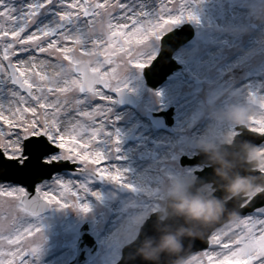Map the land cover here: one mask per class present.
I'll return each mask as SVG.
<instances>
[{
    "label": "snow or ice",
    "instance_id": "obj_1",
    "mask_svg": "<svg viewBox=\"0 0 264 264\" xmlns=\"http://www.w3.org/2000/svg\"><path fill=\"white\" fill-rule=\"evenodd\" d=\"M185 19L198 21L186 3H181L173 12L166 5L159 10L157 7L148 9L145 0H115V3L109 0L95 3L88 0H0V96L12 98L7 101V109L0 103V121L3 122L0 156L8 158H0V181L27 182L39 177L43 166L54 160L81 162L83 158L84 170H91L101 179L121 183L119 169L113 172L99 167L107 157L98 145L108 142L107 138L112 135L111 143L119 142L118 133L110 134L105 130L112 111L107 104L112 98L100 88L121 93L129 70L147 67L155 59L153 43ZM105 25L106 39L97 34L98 30H105ZM68 40H73L75 45L69 47L62 43ZM77 52L95 59L84 60ZM118 53L122 54L119 60L116 59ZM117 63L125 66L123 76L113 67ZM9 83L19 90L9 87ZM67 93L79 95L62 96ZM97 96L108 103H97L91 111L85 110L92 107L89 106ZM260 107L264 112V103ZM73 108L80 116L101 119L69 127L62 113L70 116ZM262 123L264 115L255 117L249 131L258 134L255 129ZM3 125L9 128L4 129ZM57 148L60 155L49 156ZM66 148L67 151H62ZM38 158L43 159V165L37 163ZM89 163L97 167L90 168ZM54 186H58L57 195H53V189L42 188L33 199L23 187L0 184V196L18 195L20 207L31 217H39L46 204L78 207L85 213L90 210L87 204L79 202L81 193L73 191L71 181L58 180ZM79 187L83 192L88 191L87 185ZM93 195L99 196V193ZM257 197H264V191L236 202V220L208 230L210 243L216 246L204 252L209 264H213V257L215 264H264V206L253 204ZM249 205H253L255 214L241 215V208ZM24 231L31 236L41 229L30 223ZM0 239L19 244L23 235L18 230L14 237L0 236ZM39 252L40 249L33 248L30 254L38 257ZM17 254L7 253L12 257ZM3 257L5 252L0 250V264H13L11 259ZM184 264L191 261L184 260Z\"/></svg>",
    "mask_w": 264,
    "mask_h": 264
},
{
    "label": "rangeland",
    "instance_id": "obj_2",
    "mask_svg": "<svg viewBox=\"0 0 264 264\" xmlns=\"http://www.w3.org/2000/svg\"><path fill=\"white\" fill-rule=\"evenodd\" d=\"M96 1H91L90 3H95ZM161 5H166L170 10L175 12V10L179 7L181 3H186V7L191 10L197 17L198 21L192 20H183L181 23L173 26L170 30L174 28H179L184 24H189L193 31L194 36L192 40H190L187 44L180 47L172 56V58L177 62L183 65L182 70L180 72H173L166 81L159 86L156 90L151 91L149 90L146 85L144 78L142 76V70H137L132 68L126 74L125 83L126 86L123 89L126 90L128 94H131L135 98L139 99L134 106V109H130L128 107H122L117 104V100L114 97V91H109L107 89L102 90L107 95L112 98V102L108 103L107 101H101L100 104H111V113L109 116V120L105 123V130L107 133L119 135V142L113 145L111 143V138L114 139V135L109 136L107 138L108 142L102 143L98 145L102 151L106 154V160L102 161L99 167H106L110 171H116V166H120L121 173H122V182L117 184L113 181L105 179L103 183L98 181L97 179H93L95 175L91 170H84V165L81 162L76 161L79 167L75 172H63L59 174L53 175V177L49 181H43L36 186L37 191L39 192L40 189H53V195L58 194V186H54L57 179L60 181H71L74 188L73 191H79L81 193L80 197L88 196L89 193L94 190H104L108 194L116 197L115 192L112 189H119L122 187H127L126 185H132L131 189H137L141 192L139 199L136 201L132 198L131 193H126V198H118L119 203L116 209V213L120 214L117 219V223L120 224V229L116 231L117 236L114 237L115 239L111 243L112 245L107 246V249L104 245H102V240L104 239V232L108 231L112 226H110V220L104 221L105 224L98 223L96 228L100 227V233L98 237V257L89 264H114L116 259L119 257V253H121V249L130 241L135 239L138 235L140 225L143 223L145 217H147L151 212L159 211L164 208L165 200L169 195H179L183 194L186 191L187 185L192 183L195 176L193 172L195 170L201 169L199 166L194 167H180L178 165V160L180 155H186L191 157L197 154V151L191 147H186V142L191 141L194 143L195 146L200 149H209V148H216L222 143H231L234 135L237 133L235 128L239 125H245L247 128L250 127V123L254 118L246 117L241 122H234L231 120L227 112L228 110L235 108V107H242L245 105H249L252 108L257 110L258 116L264 115V112H261L262 109L255 107L253 104H250L246 101L248 94L255 93L257 95V99L264 103V89L260 83H264V45H263V53L252 56L246 63L240 65L237 69L231 71L227 76L222 77V85H224L223 90L220 91V102L224 101V96L227 97L225 104H231L232 107H229L226 110V115L224 119V129L225 132L228 133L230 138L228 139H220L217 138L215 140V144L212 147H206L202 144H199L198 138L192 129L197 126V123L200 118H197L199 114L207 109L208 105L206 104V97L208 90L207 81L210 80V68L207 67L204 71V77L206 80L202 81L200 79L192 78V75L197 74L201 71L200 68V58L198 57L199 52L205 48L204 40L207 39L201 31L202 22L205 26L208 27V33H216L217 31L222 30L221 28L224 27L226 31H228L231 36H233V40L228 42L233 43L236 47L244 45L248 39V37L253 34L259 27L262 26L264 22V0H241L243 4V8L246 9L249 15L245 16L240 27H235L232 22L234 21L232 18L229 20L227 19L226 12L222 15H215L213 18L211 16H206L205 12L209 4H212L210 1L204 0H166L163 1ZM152 6H156L157 4H151ZM175 6V7H173ZM234 4H230L229 6L223 2V7L228 8L229 10L233 11ZM255 6V8H254ZM208 9H212L215 11L217 9L216 5H211ZM229 22V23H228ZM106 28V25H105ZM239 28L240 31L237 32L236 35H233V32ZM169 30V31H170ZM201 30V31H200ZM27 31V30H26ZM105 31V30H104ZM103 31V32H104ZM232 31V33H231ZM98 32L102 33L98 30ZM168 32V31H167ZM165 34V33H164ZM163 36V35H162ZM213 36V35H212ZM211 37V36H210ZM219 37H217L218 39ZM43 39V38H42ZM214 40V39H213ZM212 40V41H213ZM159 41H155L153 43V51L155 56L158 53L159 49ZM224 43V49L228 50L229 43ZM63 43V41H62ZM78 48L79 46L76 45ZM2 48V45H0ZM235 50V48L233 49ZM232 50V51H233ZM103 51V49H102ZM225 51L223 52V54ZM77 55L81 56L84 60L95 59V57H90L87 55H83L81 52H77ZM55 59V57H52ZM102 59V57H100ZM117 60L120 59V55L118 53ZM6 63V62H5ZM67 63V62H66ZM259 65V66H258ZM103 67H108L104 65ZM113 67L117 68L118 73L123 76L125 72V66L122 63H117L113 65ZM258 67V68H257ZM257 68V69H256ZM103 70V68H102ZM110 70V69H109ZM246 73H257L260 75L258 79L260 85H257L253 89L248 90L247 92L240 94L239 89L233 91V89L241 83V79L244 77ZM136 79V84L132 83V79ZM204 78V79H205ZM9 87H16L12 86L10 83ZM262 87V88H261ZM17 88V87H16ZM171 88V89H170ZM261 88V89H260ZM17 90H19L17 88ZM169 93L168 98H164L163 95ZM26 95L25 93H22ZM67 95L71 98L73 95H79L78 93H67L62 94ZM184 95H193L192 99L195 104L191 108V115L190 119L186 123L188 128H184L185 133H174L175 125L177 124L178 120L184 115L182 112V106L180 105L181 100L184 99ZM5 96V95H4ZM0 96V97H4ZM97 97H94L92 100H96ZM12 99V98H11ZM169 101H166V100ZM1 100V99H0ZM159 102V103H158ZM158 104L156 107L155 104ZM167 104H170L173 107L174 118H173V125L170 130L164 132L166 136L169 137L171 144L168 147L166 155H164V159H158V150L154 148H150L148 142H150L151 138L157 134L158 130L155 126L151 125L149 121L144 120V116L148 111H160L162 110ZM92 106V105H90ZM76 108L71 109V112L74 111ZM119 109H128L126 114H121ZM141 112L142 115H139ZM31 115V114H29ZM63 115V113H62ZM142 116V117H141ZM78 117L77 120L80 121V124L88 123L89 121L95 119H101L97 117H82L80 119ZM119 118V119H118ZM131 118H135L137 121L133 125L130 126L128 130L127 128V121L129 122ZM3 122L0 121V125ZM139 126V129L136 134V139L134 142L127 141L128 135L132 132V130ZM4 129H8V125H3ZM144 128V132L141 131ZM255 131L259 133H264V123L261 124L260 127L256 128ZM146 133H149V138L145 136ZM67 139V137H66ZM197 143V144H196ZM71 145H69L70 147ZM129 146V148H124ZM63 148V145H60ZM115 149H122L124 152L127 151V155L125 156V160H130L131 165L127 167H122L123 164L115 161ZM256 151L254 156L249 159L256 158L260 153L264 152V144L261 147L255 148ZM2 150V149H1ZM68 149H64L62 151H67ZM111 150L112 153L108 151ZM3 151V150H2ZM122 153V151L120 150ZM59 156L60 150L52 154L50 156ZM127 158V159H126ZM60 160V159H58ZM64 160V159H62ZM57 161V160H54ZM69 162H73L68 160ZM135 164H139L138 167H142L144 165H152L154 167L153 171L147 177H136L135 172ZM144 164V165H143ZM90 168H95L97 165H92L89 163ZM259 169L264 171V163H260ZM84 184L87 185L88 191L83 192L80 189V185ZM11 187H17L16 185L6 184ZM211 184L203 185L199 191L206 193L207 195L213 192ZM20 187V186H19ZM112 190V191H111ZM117 198V197H116ZM71 199V197H69ZM100 200V199H99ZM20 198L19 196L7 197V196H0V236H5L2 231L7 228L9 224L14 222L16 219L25 218L30 220L29 216H23V212L20 207ZM52 208L48 214L43 216L35 217L33 221V225H38L41 229L39 233L34 232V235H28L26 232L21 233L23 235V239L20 241L19 244H13L10 249H6L4 246V241L7 239H0V250L5 252L4 259H11L13 264H16L18 261V257L26 253V259L23 260V264H48V259L56 260V258H60V261H57V264H67L71 261L74 257V253L72 252L71 248L74 246V233L76 232V218L80 213L77 207V211L74 207H65L60 208L57 205L51 204ZM94 211L95 217H97L100 221H103L106 217L108 212L107 204L105 200L103 203L99 202V204H88ZM61 213L64 215L68 213L70 217L64 218L63 216L58 215ZM78 214V215H77ZM87 214V213H86ZM255 212L252 214L254 215ZM58 216V217H57ZM109 219V218H108ZM16 220V221H17ZM19 219L17 222L15 221L16 225L21 221ZM31 221V220H30ZM87 221V220H85ZM232 221V220H230ZM229 222V221H228ZM227 222V223H228ZM226 223V224H227ZM67 224L72 226L75 224V228L73 230V234H65L63 232L64 228H67ZM15 225V226H16ZM116 226V222L113 224ZM236 230V229H234ZM38 237V238H37ZM210 243V240H209ZM35 244V245H33ZM33 245V246H31ZM31 246V247H30ZM211 248H215L216 246L211 245ZM30 247V248H29ZM40 249L38 257H34L30 254L31 249L33 248ZM211 251V250H206ZM8 252H17L18 254L15 257L7 255ZM57 252V253H56ZM204 252H199L196 254L191 255L186 260H190L191 264H209L208 256L204 255ZM55 253V254H53ZM49 256V257H48ZM47 257V258H46ZM179 264H184V261L180 262ZM213 264H215V257H213Z\"/></svg>",
    "mask_w": 264,
    "mask_h": 264
},
{
    "label": "bare ground",
    "instance_id": "obj_3",
    "mask_svg": "<svg viewBox=\"0 0 264 264\" xmlns=\"http://www.w3.org/2000/svg\"><path fill=\"white\" fill-rule=\"evenodd\" d=\"M91 1L96 0H88V3ZM163 1L166 0H145L146 7L148 9H152L157 7L159 8L162 6L161 4L164 3ZM204 1H210L212 4H209V6L206 9V16H211L212 18L215 15H222L224 11L226 12L227 19L229 20L232 18L234 21L232 24L235 27H240L242 25L243 19L245 16L249 15L245 8H243V4L241 3V0H204ZM31 2V0H30ZM223 2L226 3L228 6L232 3L235 6L233 7V11L229 10L226 7H223ZM109 3H115V0H109ZM156 3V6H152L151 4ZM216 5L217 9L215 11H212V9H208L211 5ZM255 8V6H254ZM229 23V22H228ZM202 33L207 36V39H205L204 44H206L200 52L198 57L200 58V68L201 71H199L197 74L192 75V78L200 79L202 81L206 80L204 77V71L207 67L210 68V74L209 78L210 80L207 81L208 90L206 91L207 97H206V104L208 105L205 112L203 111L197 118H200L197 126L192 129V132H194L198 138V143L202 144L206 147H212L214 145L215 140L217 138L220 139H228L230 136L227 132H225V125H224V119L226 115V110L229 107H232L231 104H225L227 97L224 96V101L220 102V91L223 90L224 85H222V77L227 76L231 71L237 69L240 65H243L246 63L252 56H256L263 53V45H264V22L262 23V26L259 27L253 34H251L246 43L244 45H241L239 47H236L233 43L228 42V40L232 41L233 36L226 31L223 28L222 30L217 31L216 33H208V27L205 26L202 22ZM240 29L236 28V30L233 32V35H236L237 32H239ZM232 33V31H231ZM98 35L104 36L106 39V28L104 34ZM213 35V36H212ZM211 36V37H210ZM217 37H219L217 39ZM11 39V37H9ZM214 39V40H213ZM213 40V41H212ZM228 42L229 47L228 50L224 49V43ZM63 43L67 44L69 47H73L75 45V42L73 40L63 41ZM91 47V45H89ZM235 48V50H233ZM233 50V51H232ZM225 53L223 54V52ZM19 55V53H17ZM83 55H87L85 53H82ZM38 55H44V54H38ZM120 56L122 54H119ZM88 56V55H87ZM126 59V58H125ZM66 63V62H65ZM259 66V65H258ZM258 68V67H257ZM256 68V69H257ZM205 78V79H204ZM260 78V75L257 73H246L244 77L241 79V83L236 86L234 90L237 88L240 90L239 93L243 94L247 92L250 89H253L257 85H262L264 89V83H259L258 79ZM132 83L136 84V79H132ZM262 88V87H261ZM260 88V89H261ZM171 89V88H170ZM170 95L169 93H166L163 95L164 98H168ZM193 95H184V99L181 100L180 105L183 107L182 112L184 115L178 120L177 124L175 125L174 133H178L181 129L188 128L186 123L190 119L191 115V108L195 104L193 101ZM0 103H3L5 105V109L8 107L7 101L11 99L10 95H5L4 97H0ZM166 101H169L168 99ZM91 108H86L85 110L91 111L95 108V105L97 103H100V98L97 96L96 100L93 101ZM159 103V102H158ZM109 108H111V104H107ZM155 106L157 107L158 104L156 103ZM241 108L245 109L247 115L246 117L255 118L258 116L257 110L252 108L249 105L242 106ZM121 114H126L128 112V109H119ZM7 114V112H6ZM78 117H81L80 119H83V116H80L78 114V110L75 109L71 112V115H62V118L67 120L69 123V127H71L72 124H80V121L77 120ZM93 118V117H92ZM95 119V118H93ZM119 119V118H118ZM99 120V119H96ZM135 118H131L130 121H127V128H124L125 130H128L131 125L136 123ZM89 121L88 123H91ZM98 126V125H97ZM144 132V128L142 130ZM114 134V133H113ZM145 136L149 138V133H146ZM151 137V136H150ZM113 139L111 138V141ZM150 145V148H154L158 150V159H164V155H166L169 145L171 144V141L168 136H166L163 132H157L155 134L150 142H148ZM124 148H129V146H126ZM122 151V153L120 152ZM119 151H114L115 154V161L121 164L122 167L130 166L132 163L130 160H125V156L127 155V151H123L120 149ZM109 153H112L111 150L108 151ZM127 159V158H126ZM144 165V164H143ZM139 164H135V176L138 178L147 177L154 169L152 165H144L142 167H138ZM116 169H120V166H116ZM59 179H57L58 181ZM93 193H99V196L93 195ZM100 199L103 203V200H105V203L107 204V209H110L113 211V215L111 217L110 226H112L108 231H106L104 242L105 246L109 243H112L115 239L114 237L117 236L116 231L120 229V224L117 223V219L120 216V214L116 213V209L118 207L119 200L116 197H113L112 195L108 194L107 192L100 191L97 189L92 190L88 196L80 197L79 202L81 204H89L91 201ZM95 200V201H96ZM99 201V200H98ZM116 222V226L114 227L113 224ZM28 223L30 224L31 221L23 220L21 223H18L16 226H13L11 229L8 228L5 236H15L17 231L24 232V229L28 227ZM73 231V227L70 225H67V228L63 229V232L70 233ZM6 247H10L12 244H9L8 241H6ZM49 257V256H48ZM47 258V257H46ZM60 261V258H56V260H50L48 259V264H57Z\"/></svg>",
    "mask_w": 264,
    "mask_h": 264
},
{
    "label": "water",
    "instance_id": "obj_4",
    "mask_svg": "<svg viewBox=\"0 0 264 264\" xmlns=\"http://www.w3.org/2000/svg\"><path fill=\"white\" fill-rule=\"evenodd\" d=\"M192 37V30L189 29L188 27H185V29H183V31H176L174 33H171L167 36L164 37V39L162 40V51L159 55V59L153 63V65L150 68H146L144 71V75L147 81V85L149 87H151L152 89H155L158 85H160L165 78L174 70L176 69V66L174 65L173 61L171 60V54L174 50H176L179 46L183 45L185 42H187L190 38ZM160 60H162V62H167L168 63V69L167 70H159L158 74H152V70H154L156 68V63H158ZM119 95H121V99H125V101H122V104L125 103H129V104H133V100L131 99V97L129 96H125V91H122L121 93H118ZM122 99V100H123ZM250 101L254 102L255 104L261 106L260 103H258L256 101L255 96H251ZM162 114V113H161ZM163 114H165L164 120H159V122H157L158 126L162 129H167L171 126L172 124V120H171V116H172V111L171 108H168ZM150 117H152L153 119L157 117V115H150ZM238 129L245 131L244 127H239ZM264 139V136L262 137V140ZM223 150H225V152L227 154L233 155V153H235V155L238 154V151L235 152H231L230 150H232L234 148L233 146H226L224 145ZM251 147L247 148V149H243V157H245L247 150H249ZM211 156V155H210ZM262 159H264V154H262L260 156ZM218 156H216V160L213 161V163L215 164L216 162L219 161ZM41 158L37 159V163H41L40 161ZM204 160L203 159H199V158H193L192 160H187L185 157H182L181 159V163L182 165L185 164H197V163H202ZM243 161V160H242ZM206 162H208L206 160ZM43 165V164H42ZM255 165V161L252 163L247 164L246 166L248 168L252 167ZM64 166L61 165V163H59V165H57V167L51 168V169H47V166L44 165L43 166V171L42 174L37 177L34 178L30 181L27 182H19L22 184H25L28 187V194L31 198H35L37 196V194L34 192V186L37 182H40L42 179L44 178H49L51 177V175L59 170H61ZM213 170L212 169H206L205 172H198L197 175L200 177L202 183L204 182H208V181H213L214 182V187L217 189V192L212 196L213 198L216 197H221V196H227L229 193L227 192V186L229 183H231L236 174H231V177L225 179V178H219V177H213ZM242 174V173H240ZM7 181H11V180H7ZM1 182V181H0ZM13 182H17V181H13ZM199 183V184H202ZM197 183V185H199ZM257 199V198H256ZM259 200H264V197H260ZM179 202V198H173L170 197L168 199V205H167V213H168V218L171 217V213L173 210V206L175 203ZM264 203V201H263ZM254 204V202H253ZM252 206V205H251ZM248 207V210H252V207ZM48 210V206L47 204L44 206L43 210L40 213H43L45 211ZM244 212H246L244 210ZM158 217L159 214L152 216V219L148 221V223L146 224V228L149 225H154L155 223L158 224ZM91 228V226H86L83 230V234H82V238L79 244V248H78V259L74 264H85L87 261L93 259L95 257V243H94V237H91L88 235V231ZM204 243V240H203ZM205 244V243H204ZM204 246V245H203ZM127 249V247L124 249V251ZM123 251V252H124Z\"/></svg>",
    "mask_w": 264,
    "mask_h": 264
},
{
    "label": "clouds",
    "instance_id": "obj_5",
    "mask_svg": "<svg viewBox=\"0 0 264 264\" xmlns=\"http://www.w3.org/2000/svg\"><path fill=\"white\" fill-rule=\"evenodd\" d=\"M228 117L234 122H241L243 119H246V111L243 108L235 107L227 112ZM256 149H249V156L252 158L254 156ZM255 166L259 167L260 162L255 161ZM264 191V185H259L255 182L254 178L250 177H237L227 186V192L229 193L228 198L231 199L237 196H252L258 194L259 192ZM184 201H181V204H184ZM223 205L218 199H202V198H192L187 202L183 209H180L186 216L201 220L205 223H208L213 218L219 219L220 214L223 213ZM238 218V213L233 212L230 215L232 221ZM162 250H176L180 247V241L176 236L169 235L161 241L160 245Z\"/></svg>",
    "mask_w": 264,
    "mask_h": 264
}]
</instances>
